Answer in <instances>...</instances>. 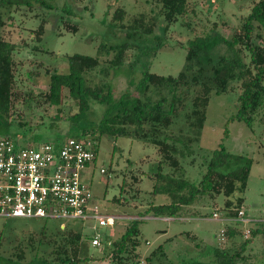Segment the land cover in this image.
I'll use <instances>...</instances> for the list:
<instances>
[{
  "label": "rangeland",
  "instance_id": "rangeland-1",
  "mask_svg": "<svg viewBox=\"0 0 264 264\" xmlns=\"http://www.w3.org/2000/svg\"><path fill=\"white\" fill-rule=\"evenodd\" d=\"M45 1L51 7L45 6L43 0H18L13 5L0 0V11L7 22L0 29V36L17 45L14 58L19 64V85L36 92L48 89L47 71L57 69L67 72L69 56L76 53L99 57V70L105 60L114 54L102 53L100 45L116 46L128 41L122 22L129 25L136 17L143 16L146 24L150 20L155 23L153 34H145L142 28L138 29L135 38L129 41L131 47L122 65L113 68L109 76H102L97 70L89 74L93 81H108L114 96L118 97L127 89L134 90L131 83L138 82L147 69L160 75L177 76L186 64L189 42L195 35H204L216 27L225 37L231 38L242 18L259 0H190L195 12L185 17L179 16L166 32L162 6L156 0ZM118 8L125 10L122 21L115 18ZM185 22H189L192 29ZM42 24L44 33L38 39L35 30ZM67 25H75L76 29ZM256 41L264 44V31L262 39L257 38ZM220 49L221 52L225 51V46ZM245 60H250L247 51ZM30 72H33L32 77ZM241 92L240 82L233 80L227 91L211 93L201 140L194 145V154L181 158L183 167L175 174L198 184L215 151L224 147L232 155L252 158L245 190H238L235 197H227L223 193L214 197L199 195L193 204L184 206L169 220L165 219L167 216H157L148 210L151 205L170 202L168 195L152 192L155 184L153 175L161 161L158 147L126 136L104 135L101 138L97 149L98 159L92 171H84L82 180L91 186L94 203L104 210L126 216H145L138 222L141 242L138 251L142 257L164 245L169 260L174 263L197 260L214 263V250L237 249L249 236L251 239L245 251L249 256L248 262L264 264V124L260 121L264 104L250 127L237 118ZM23 97L15 102L13 114L14 117L22 116L20 119L24 118L26 124L21 128L12 126L9 130L11 135H20L17 140L21 144L29 140H32L29 143H36L34 140L37 143L45 142L54 131H65L70 126L69 116L79 110L74 101L66 100L57 126H51V117L57 108H49L46 113L42 108L35 107L32 101L23 100ZM104 107L97 101L92 102L89 118L98 121ZM179 128L180 120H177L171 130L177 131ZM243 165L245 162L233 157L220 170L229 172ZM163 167L167 173L173 170L167 164ZM102 168H105V173L101 172ZM133 175L139 177L137 182ZM238 196L243 197L242 209L258 222L231 223L213 217L214 212H218L221 218L225 217L228 201L236 202ZM114 197H121L125 203L115 202ZM130 221L124 219L117 223L114 238L121 237ZM62 223L67 230L79 232L84 237L97 232L102 234L101 246H94L90 239L84 238L81 255L87 260L83 264H118L108 254L111 244L105 240L107 227L98 226L97 230H93L81 219L1 216L0 264H51L54 261L52 246L43 238L44 235L58 238L56 235L64 231L61 229ZM228 224L238 226L243 231L255 229V232L253 235H239L235 243H231L221 236V230ZM150 264H160V261L154 258Z\"/></svg>",
  "mask_w": 264,
  "mask_h": 264
},
{
  "label": "trees",
  "instance_id": "trees-1",
  "mask_svg": "<svg viewBox=\"0 0 264 264\" xmlns=\"http://www.w3.org/2000/svg\"><path fill=\"white\" fill-rule=\"evenodd\" d=\"M6 1L13 5L18 0ZM156 1L162 6L166 22L165 32L179 16L185 17L195 12L190 0ZM43 3L51 7L45 0ZM124 17L125 10L118 8L115 18L122 21ZM143 18L136 17L129 25L122 22L128 41L116 46L100 45L99 50L102 53L114 54L112 58L105 60L99 70V57L76 53L69 56L67 72L57 69L47 71L48 89L41 92H36L30 87H20L17 76L19 64L14 58L17 45L0 36V138H10L21 144L17 140L20 135H11L9 130L12 126L18 125L21 128L26 124L24 118L20 119L22 116L14 117L13 114L15 102L23 95V100L32 101L35 107L42 108L46 113L49 108H57L51 117V126H57L66 102L71 100L78 105L79 110L69 116L70 126L63 132L54 131L47 136L48 140L45 142L60 144L71 137L89 136L95 141L97 150L101 138L109 135L132 137L156 145L161 154V161L153 175L155 184L152 192L166 194L170 198L168 203L148 207V210L157 216H175L184 206L193 204L202 194L214 197L223 193L227 197H235L238 190L244 191L247 186L252 158L232 155L221 147L215 151L206 173L198 184L177 177L175 173L180 172L183 167L181 158L194 154V145L201 140L213 91L225 92L229 89L231 81L238 80L242 92L239 96L237 118L244 120L250 127L254 125L256 115L264 104V44L256 41L257 38L262 39L264 31V0L254 2L250 13L242 18L239 28L231 38L225 37L216 27L204 35H195L189 42L186 64L177 76L160 75L147 69L138 82L131 83L134 90L127 89L115 97L108 81L100 79L96 82L88 76L96 70L102 76H109L113 68L121 66L127 50L131 47L129 41L135 38L138 29L142 28L145 34L154 33L155 23L150 20L146 24ZM6 24L0 11V29ZM186 24L191 28L189 22ZM67 27L76 29L75 25ZM44 29L42 24L35 30V37L41 39ZM223 45L225 51L221 52ZM246 51L250 55L249 62L245 60ZM30 73L32 77L33 72ZM96 101L105 106L98 121L89 118L92 102ZM177 120H180V128L173 131L171 127ZM260 121L264 124V112ZM30 141L32 140L22 145L32 144ZM34 142L37 143V140ZM233 157L242 160L245 165L229 172L221 171L220 167ZM164 164L173 169L171 173L164 172ZM133 179L137 182L139 177L133 175ZM114 201L125 203L121 197H114ZM242 207L243 197L238 196L236 202L229 200L226 216H238ZM139 219H130L121 237L114 238L111 243L108 254L112 255L115 263L140 264L144 259L146 264H150L157 258L160 264H253L248 262L249 256L245 254L247 243L251 239L249 236H246V241L237 249L214 250V263L198 260L174 263L169 260L164 245L157 247L152 254L142 257L138 251L141 244ZM61 229L64 231L56 235L58 238L45 235L43 238L52 246V263L83 264L87 258L81 255L82 243L85 239L91 241V236L84 237L79 232L67 230V227ZM254 232L255 229H250L249 234L253 235ZM245 234L246 230L243 231L238 226L228 224L224 228V236L231 243H235L237 236Z\"/></svg>",
  "mask_w": 264,
  "mask_h": 264
},
{
  "label": "built area",
  "instance_id": "built-area-1",
  "mask_svg": "<svg viewBox=\"0 0 264 264\" xmlns=\"http://www.w3.org/2000/svg\"><path fill=\"white\" fill-rule=\"evenodd\" d=\"M97 159L96 143L89 136L71 137L60 144L47 141L27 145L0 138V216L81 219L93 230L107 227L105 240L111 244L120 220L141 217L110 213L94 203L93 190L82 175L86 169L92 171ZM101 172L105 173V168ZM213 217L231 223L259 221L244 209L236 217L221 218L218 212ZM91 242L101 246L102 234L92 235ZM140 264L146 261L142 259Z\"/></svg>",
  "mask_w": 264,
  "mask_h": 264
}]
</instances>
